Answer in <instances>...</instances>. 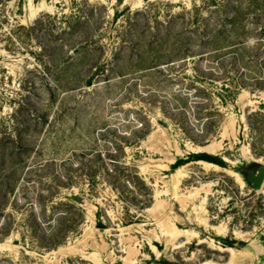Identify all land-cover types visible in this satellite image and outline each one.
<instances>
[{
    "label": "rangeland",
    "instance_id": "1",
    "mask_svg": "<svg viewBox=\"0 0 264 264\" xmlns=\"http://www.w3.org/2000/svg\"><path fill=\"white\" fill-rule=\"evenodd\" d=\"M260 166L264 0H0V264H264Z\"/></svg>",
    "mask_w": 264,
    "mask_h": 264
},
{
    "label": "water",
    "instance_id": "2",
    "mask_svg": "<svg viewBox=\"0 0 264 264\" xmlns=\"http://www.w3.org/2000/svg\"><path fill=\"white\" fill-rule=\"evenodd\" d=\"M264 181V166L258 167L256 173L252 176L251 184L253 189L260 190Z\"/></svg>",
    "mask_w": 264,
    "mask_h": 264
},
{
    "label": "trees",
    "instance_id": "3",
    "mask_svg": "<svg viewBox=\"0 0 264 264\" xmlns=\"http://www.w3.org/2000/svg\"><path fill=\"white\" fill-rule=\"evenodd\" d=\"M90 84V81H86V85H89ZM199 159H202V160H207V161H214V159H212L211 157L207 156V155H200L199 156ZM215 163H218V162H215ZM220 164V163H218ZM64 214V213H63ZM63 216V215H62ZM60 219H62V217H60Z\"/></svg>",
    "mask_w": 264,
    "mask_h": 264
}]
</instances>
